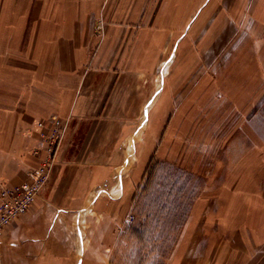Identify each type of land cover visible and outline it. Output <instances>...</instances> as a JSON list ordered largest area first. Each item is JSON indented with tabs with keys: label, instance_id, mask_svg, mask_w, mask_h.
Here are the masks:
<instances>
[{
	"label": "crops",
	"instance_id": "1",
	"mask_svg": "<svg viewBox=\"0 0 264 264\" xmlns=\"http://www.w3.org/2000/svg\"><path fill=\"white\" fill-rule=\"evenodd\" d=\"M258 74L264 0H0V188L30 181L42 131L68 125L46 186L0 232V264H127L128 203L148 164L189 167L208 124L226 121L204 210L166 264H264Z\"/></svg>",
	"mask_w": 264,
	"mask_h": 264
},
{
	"label": "rangeland",
	"instance_id": "2",
	"mask_svg": "<svg viewBox=\"0 0 264 264\" xmlns=\"http://www.w3.org/2000/svg\"><path fill=\"white\" fill-rule=\"evenodd\" d=\"M260 70L258 67V71ZM261 82L264 83V74H258L257 84ZM258 109L264 114L263 107ZM204 110L206 112L208 108ZM262 120L264 116L259 114L255 123L257 130L264 129ZM208 125V141L196 150L193 164L189 161V167L184 160L178 158L175 161V156L172 160L168 156H158L147 163L142 186L138 187L134 192V199L128 203L127 212L129 211L130 216L129 222L125 224L127 233L120 245L121 249L128 248L130 251L129 260L126 259L127 264H136V254H139L138 260L143 264H166L172 256L174 245L184 238L183 229L191 220L190 213H200L204 210L205 204L198 202V199L203 191H208L205 188V180L208 178L206 170H210L219 157L217 149L220 142L216 140L217 133L229 134L232 130V123L227 121ZM200 126L201 123L192 124L194 138L199 135ZM240 127L243 130L245 124L241 123ZM244 136H240L238 140L241 149L247 147L250 142ZM204 137L203 134V140ZM229 141L230 139H226V146ZM194 221L199 222V219Z\"/></svg>",
	"mask_w": 264,
	"mask_h": 264
},
{
	"label": "built area",
	"instance_id": "3",
	"mask_svg": "<svg viewBox=\"0 0 264 264\" xmlns=\"http://www.w3.org/2000/svg\"><path fill=\"white\" fill-rule=\"evenodd\" d=\"M67 126V120L55 117L52 127L42 131V137L47 146L46 153L30 181L0 188V232L16 219L25 215L46 186ZM37 151L39 152V150Z\"/></svg>",
	"mask_w": 264,
	"mask_h": 264
},
{
	"label": "bare ground",
	"instance_id": "4",
	"mask_svg": "<svg viewBox=\"0 0 264 264\" xmlns=\"http://www.w3.org/2000/svg\"><path fill=\"white\" fill-rule=\"evenodd\" d=\"M44 157V156H43ZM201 220V219H200ZM143 237H144V235H143ZM146 242V241H145Z\"/></svg>",
	"mask_w": 264,
	"mask_h": 264
}]
</instances>
